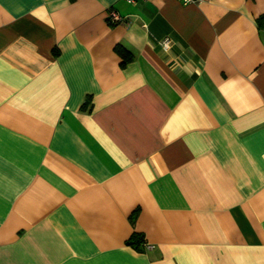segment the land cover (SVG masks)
Here are the masks:
<instances>
[{"label": "crops", "instance_id": "crops-1", "mask_svg": "<svg viewBox=\"0 0 264 264\" xmlns=\"http://www.w3.org/2000/svg\"><path fill=\"white\" fill-rule=\"evenodd\" d=\"M0 264H264V0H0Z\"/></svg>", "mask_w": 264, "mask_h": 264}, {"label": "built area", "instance_id": "built-area-1", "mask_svg": "<svg viewBox=\"0 0 264 264\" xmlns=\"http://www.w3.org/2000/svg\"><path fill=\"white\" fill-rule=\"evenodd\" d=\"M129 2H134L135 0H127ZM182 2L184 3H188V2H194V1H197V0H181ZM109 15L110 17L113 19V20H119L121 15L114 9H110L109 10ZM162 44L166 47L168 44H169V39H164V41L162 42ZM148 246H151V245H148Z\"/></svg>", "mask_w": 264, "mask_h": 264}, {"label": "trees", "instance_id": "trees-1", "mask_svg": "<svg viewBox=\"0 0 264 264\" xmlns=\"http://www.w3.org/2000/svg\"><path fill=\"white\" fill-rule=\"evenodd\" d=\"M140 237H141V235H139L137 232H134L132 235H131V237H130V241L131 242H133V241H137V240H139L140 239Z\"/></svg>", "mask_w": 264, "mask_h": 264}]
</instances>
